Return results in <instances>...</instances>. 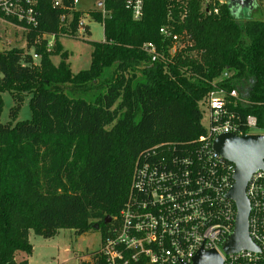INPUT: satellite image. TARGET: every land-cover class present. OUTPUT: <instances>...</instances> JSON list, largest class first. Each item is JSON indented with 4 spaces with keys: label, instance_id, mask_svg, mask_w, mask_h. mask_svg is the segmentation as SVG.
I'll return each instance as SVG.
<instances>
[{
    "label": "trees",
    "instance_id": "trees-1",
    "mask_svg": "<svg viewBox=\"0 0 264 264\" xmlns=\"http://www.w3.org/2000/svg\"><path fill=\"white\" fill-rule=\"evenodd\" d=\"M72 2L59 8L40 0L26 48L0 51V264H29L31 230L50 238L62 228L80 235L95 223L106 227V217L118 216L127 202L143 150L186 145L205 133L201 104L223 73L230 76L217 86L237 88L248 100L242 115H255L264 129V13L239 21L230 0H143L135 19L126 0H103L88 12L103 23L104 40L91 42L90 67L74 73L60 37L76 36L86 11L70 9ZM162 27L181 36L175 53ZM147 42L161 53L154 62ZM6 89L13 118L24 94L31 95L30 119L1 121ZM87 264L107 263L97 253Z\"/></svg>",
    "mask_w": 264,
    "mask_h": 264
},
{
    "label": "built area",
    "instance_id": "built-area-1",
    "mask_svg": "<svg viewBox=\"0 0 264 264\" xmlns=\"http://www.w3.org/2000/svg\"><path fill=\"white\" fill-rule=\"evenodd\" d=\"M206 2L209 0H205ZM223 1V0H222ZM40 0H0V18L24 31L38 24ZM54 7L67 8L64 0H52ZM73 0L72 6H77ZM135 19L142 16L143 0H126ZM66 14L61 20L66 22ZM14 20V21H12ZM87 26L84 18L79 29ZM160 32L174 41L177 50L181 36L167 27ZM48 49L55 43L49 35ZM184 43L179 46L183 47ZM152 62L160 54L153 42L144 44ZM40 58L39 54H33ZM202 101L208 112L206 131L193 142L178 145L163 142L143 150L137 157L127 202L112 218L111 236L98 253L107 264H191L197 252L216 250L223 264H264V158L263 167L250 177L246 194L251 204L249 235L259 250L241 248L226 252L224 246L235 232L237 206L228 193L234 186L235 164L220 155L213 146L221 134L264 135L255 115H242L239 109L248 100L237 88L217 86Z\"/></svg>",
    "mask_w": 264,
    "mask_h": 264
},
{
    "label": "rangeland",
    "instance_id": "rangeland-1",
    "mask_svg": "<svg viewBox=\"0 0 264 264\" xmlns=\"http://www.w3.org/2000/svg\"><path fill=\"white\" fill-rule=\"evenodd\" d=\"M77 8L86 11L83 17L91 29V34L87 31V26H83L77 32L76 36H62L60 43L62 49L68 52L67 58L74 73L88 69L91 64V54L93 50V41L104 40V26L92 18L89 14L90 9L101 8L99 2L103 0H78ZM264 13V0H255L252 7H245L236 10V17L239 21H244L248 17L262 18ZM0 35L4 48L19 46L26 48V31L19 26L3 21L0 18ZM30 54L35 63H39V58L33 56L34 50L30 49ZM61 55L52 56V61L58 65ZM71 91V90H70ZM69 91V94H71ZM76 96L83 95L78 89L74 91ZM3 99V108L1 111L2 122H16L18 120L30 119L33 115L29 104L30 94H24L23 102L18 110L16 118L11 116V108L14 105V98L9 89L1 91ZM202 106V105H201ZM204 111L203 123L209 125L208 112L202 106ZM113 219L106 227H98L82 234H77L74 229L62 228L53 237L46 238L36 234L33 230L30 232V242L33 245V252L27 258L29 264H87L101 249L107 237L111 236L113 228ZM102 235L104 240L102 241ZM25 253L19 252L17 258L20 259Z\"/></svg>",
    "mask_w": 264,
    "mask_h": 264
},
{
    "label": "water",
    "instance_id": "water-1",
    "mask_svg": "<svg viewBox=\"0 0 264 264\" xmlns=\"http://www.w3.org/2000/svg\"><path fill=\"white\" fill-rule=\"evenodd\" d=\"M238 8L252 7L255 0H230ZM100 5L103 2L99 3ZM4 50L0 41V51ZM214 149L225 159L235 164L234 186L228 193V197L235 201L237 206V220L235 232L226 242V252L239 251L241 248L259 250V246L249 235V215L251 204L246 194V188L251 175L263 167L264 135L249 134L237 136L226 133L219 135L213 143ZM112 217L107 216L105 222L109 223ZM95 223L94 228L98 229ZM191 264H223V258L216 250L201 248L193 258Z\"/></svg>",
    "mask_w": 264,
    "mask_h": 264
},
{
    "label": "crops",
    "instance_id": "crops-1",
    "mask_svg": "<svg viewBox=\"0 0 264 264\" xmlns=\"http://www.w3.org/2000/svg\"><path fill=\"white\" fill-rule=\"evenodd\" d=\"M100 3V2H99ZM77 8V7H76ZM3 21H5V22H8V21H6V20H4L3 19ZM8 23H10V22H8ZM14 25V24H13ZM16 26V25H15ZM88 27H87V30L89 31V34H91V29H90V27H89V25H87ZM30 237V236H29ZM28 261H29V259H28Z\"/></svg>",
    "mask_w": 264,
    "mask_h": 264
}]
</instances>
